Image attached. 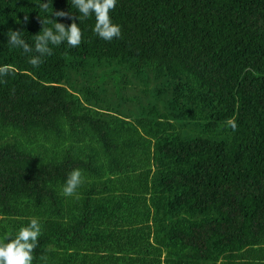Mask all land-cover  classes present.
I'll use <instances>...</instances> for the list:
<instances>
[{
    "label": "trees",
    "instance_id": "1",
    "mask_svg": "<svg viewBox=\"0 0 264 264\" xmlns=\"http://www.w3.org/2000/svg\"><path fill=\"white\" fill-rule=\"evenodd\" d=\"M52 11L81 43L33 68L4 34L39 0H0V242L36 217L33 264H264V0H118L110 42Z\"/></svg>",
    "mask_w": 264,
    "mask_h": 264
},
{
    "label": "clouds",
    "instance_id": "2",
    "mask_svg": "<svg viewBox=\"0 0 264 264\" xmlns=\"http://www.w3.org/2000/svg\"><path fill=\"white\" fill-rule=\"evenodd\" d=\"M118 0H71V5L77 10L76 20L81 18L87 19L95 17L93 32L106 42L119 38L121 29L115 24L109 15ZM48 2L44 3L39 0V9L45 13L43 20H40L41 31L33 36V43L30 45L22 37L21 31H9L4 34L7 38V45L11 48H19L29 56L27 62L33 67L38 68L43 62L44 57L51 56L54 47L66 43L67 46L75 48L81 43V29L79 24L73 22L65 27L64 24L57 22L51 17H64V12L48 13ZM27 21V16L25 17ZM45 24L51 27H44ZM11 65H0V77L11 74ZM232 131H236V123L233 119L226 121ZM82 183V172L79 168H73L66 174L61 192L65 197H75L78 187ZM41 224L36 217L28 219L27 224L19 227L14 237L8 238L6 242H0V264H33V251L38 246V238L41 236ZM40 260L46 261L45 257H39Z\"/></svg>",
    "mask_w": 264,
    "mask_h": 264
}]
</instances>
